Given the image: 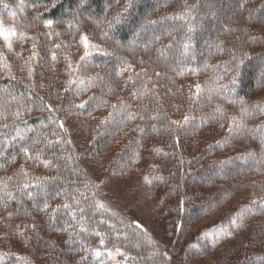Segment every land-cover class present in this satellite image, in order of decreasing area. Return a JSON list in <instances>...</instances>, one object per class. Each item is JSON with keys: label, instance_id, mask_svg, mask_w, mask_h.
Here are the masks:
<instances>
[{"label": "trees", "instance_id": "16d2710c", "mask_svg": "<svg viewBox=\"0 0 264 264\" xmlns=\"http://www.w3.org/2000/svg\"><path fill=\"white\" fill-rule=\"evenodd\" d=\"M17 1L33 11L37 21L48 29L64 28L73 31L82 18L91 19L95 23L101 22L105 12L110 21L119 14L124 13L122 17L129 15L128 20H132H129L127 27H119V23L112 26L108 24L109 32L106 36L110 38V42L111 31L122 36L123 41L126 40V32L133 25L132 21L135 22L134 11L144 13L140 5L127 14L115 11L108 13V9L116 8L114 6L120 0H111L105 8L101 0H87V4L94 7L96 12L95 15L88 16L73 11L77 0ZM210 3V0L159 1L147 13V21L149 24L150 21H155L152 24L156 30L167 27L166 34L150 43H134L122 49L140 57L148 53L158 63L154 69L162 71L164 75L170 73L172 80L175 77L179 79L209 75L211 82L204 83L200 90L206 97L197 103V111L192 110L193 114L184 118L181 123H172L174 119L156 94L153 83L142 74L138 76L128 71L126 60L119 52L108 54L100 51L89 59V62L99 65L98 67H110V76L104 78L103 75H95L91 81H85L84 87L93 88L95 93L78 105L75 103L79 95L77 89L68 88V93L57 100L48 95L42 96L31 85L15 76L0 77V106L4 105L1 110L7 112L17 109L24 115L22 119L4 123L7 127L0 125V150L4 151V155L0 156V165H3L0 172L6 171L0 175V181L5 182L7 189L15 196V199L8 200L0 188V209L17 217L28 215L34 221H40L39 225L44 230L42 237L48 238L50 246L38 248L41 243L37 247L33 243L23 251L17 248H0V264H103L105 261L108 264L107 252L116 251L117 247L123 255L117 257L121 262L116 264H188L189 261L197 262L203 258L210 261H206L207 264H264V220L240 222L241 207H248L250 201H238L231 208L219 222L222 232L213 241L197 240L188 247L184 243L191 235L196 219L219 212L242 191L249 197L255 185L262 192L257 194L254 191L256 194L250 197L254 204L248 209L254 213L264 210V204L260 205L264 200L259 198L264 196V101L252 99L258 89L264 88V80L254 77L251 71L253 65H250L253 56L245 49L246 46L253 49L264 48V40L253 33L251 27L258 24L264 26V0H252L242 6L243 10L237 9L229 18L223 15L220 24L225 23V26L218 25L207 37V41L214 44L213 55L203 56L198 51L193 55L191 52L197 43L206 38L207 31H203V28L212 26L213 20L206 15ZM175 5V12L155 15L162 13L161 8ZM11 10L9 1L0 0V26L5 34H10V30L4 14ZM66 11H70L68 15ZM186 13L189 14L185 15V19H179L180 15ZM48 20L52 21L50 28L45 26ZM238 20L243 21L240 23ZM174 23L176 28L171 26ZM189 26L192 28L191 32L188 31ZM237 32L241 39H245L244 43L238 41ZM221 34L228 44L219 42ZM184 43L189 44V49L186 54L181 55ZM8 68L9 65L0 60V71L6 72ZM152 77L157 78L155 74ZM107 80L111 82L109 85ZM161 86L166 88L165 84ZM119 89L125 95L129 94L128 99H113L115 91ZM112 99L117 103L115 108L106 121L97 127L87 149H84L66 130V117L75 113L77 117L89 120L91 115L97 116L101 105L106 104L112 108L108 102ZM227 111L236 113L234 118L242 121L239 127L235 125L222 140H212L213 143L206 150L200 149L199 155L194 156L196 160L190 158L188 153L194 143L192 139L209 127L221 126L222 117ZM128 113L134 114V118L128 119ZM59 122H63V128L59 127ZM17 131L25 138L21 140L17 137L11 141ZM121 133L130 135L118 145L122 149H117L109 160L110 165L104 168V153L114 145L118 140L116 137ZM233 137L246 143V148L238 156L226 153L227 143ZM29 145V154L33 159H27L21 152L22 147ZM37 154L41 160L34 158ZM13 156L15 160L12 159ZM19 158L40 162L42 167L43 160H50L51 164L44 166L45 170L40 175H28L24 179L17 176V172L7 171L12 162ZM95 168L106 170L109 174L119 170H145L157 189L164 191L165 200L172 203L170 208L178 212L172 226L174 245L162 246L142 223L139 222L143 227L137 228L138 220L115 208L102 192L103 184L96 178ZM195 178L197 182H194ZM41 182H46L48 187L45 200H42L45 195L39 192L38 187L22 188L24 183L38 185ZM27 192H35L37 195L29 199L24 194ZM57 192L59 195H56ZM80 193H84L87 199L81 197ZM196 196L204 198L198 200ZM195 199L197 201L193 202ZM76 200H80L79 205ZM46 202L48 206L45 209ZM65 202L70 205L71 211H76L77 220L81 219L78 209H85L83 223L87 231H80V225L71 219L70 210L63 208ZM239 204L241 207L235 210ZM52 213H55L54 219H50ZM95 231L104 236L103 246L100 245L101 236L95 235ZM70 239L71 244L68 243ZM96 250L101 251L104 258L96 257Z\"/></svg>", "mask_w": 264, "mask_h": 264}, {"label": "rangeland", "instance_id": "374dc122", "mask_svg": "<svg viewBox=\"0 0 264 264\" xmlns=\"http://www.w3.org/2000/svg\"><path fill=\"white\" fill-rule=\"evenodd\" d=\"M7 1L12 5V10L4 14V19L10 30V34L7 35H9L12 49L9 50L7 46L8 42L0 37V60L9 65L6 72L5 70L0 71V77L15 76L19 80H23V82L31 85L33 89L42 96L48 95L49 98L57 100H61L64 95L68 93V88L77 89L79 90V95L74 99L76 101L75 103L78 105L84 103L95 93L93 88L84 87L83 84L85 81H91L95 75H103L104 78L110 76V67L106 65L104 67H98L99 65L97 66V64L89 62V59L100 51H104L108 54L110 52H115V54L119 52L123 54V59L126 60V68L128 71L138 76L144 75V78L149 79L153 83L152 87L157 91L156 94L160 96L159 99L162 101V104H164V107L169 109V113L174 121L181 123L184 118L192 115V110L197 111V103L206 97L205 94H201L200 90L204 83L209 84V82H211L209 75L204 74L205 76L202 75L201 77L179 79L175 77V79L172 80L173 76L170 73L164 75L162 71L159 72V70L154 69L155 66H158V63H155L148 53L140 57L138 54L133 55L134 53L128 54L122 51L123 47H129L139 42L150 43L153 39L157 37L161 38L166 34L167 27L156 30V27L152 23L149 24L147 21L149 16L147 13H149L150 8L163 0H131V9L127 10H125V5L129 3V0H120V2L114 6L116 8L111 7L108 9V13H113V11H115L117 13L126 12L127 14L131 10L134 11L135 7L140 5V9L144 11L142 14L134 11L133 16L135 17V22L132 21L133 25L129 27V31L126 32V40L123 41L122 36L120 37L115 31H111V42L110 38L106 36L109 32L107 26L110 21L109 15L106 12L103 13L104 17L101 18L103 19L101 22L95 23L91 21V19L82 18V21L78 22L77 28L72 29L73 32L64 28H45L37 21L33 11L18 4L17 0ZM110 1L111 0H101L103 7L105 8ZM251 1L252 0H210L211 3L208 7L209 12H207L208 14L206 15L213 20L212 26H205L203 28V31H207L206 38L197 43V46L191 54L195 55L198 51V53H202L203 56L209 54L213 55L214 44L207 41V37L210 36L211 30L217 28L218 25L225 26V23L220 24L223 15L229 18L231 15L233 16V12L237 9L243 10L242 6L249 4ZM175 7L176 5L171 8L163 7L161 8L162 13L158 12L155 15L161 16L163 14H171L175 12ZM73 11L76 14L84 16L95 15L96 13L94 7L89 6V4L85 3L81 5V0L75 2ZM69 12L70 11H66V15H68ZM127 17L126 15L121 17V22L118 24L119 27H127V23H130L132 20L129 19V21ZM242 21L243 20H238L240 23ZM175 25V23L173 25L171 24L172 27H175ZM234 25L236 27L237 23ZM251 27L252 32L264 40V26L258 24ZM14 30H16V32ZM12 32H14L15 35H12ZM118 33L120 32L118 31ZM222 34L219 35V39H217L219 42L225 43L227 39H224ZM85 36L89 42V47L87 49H85L83 45V37ZM236 37L239 39L238 41L244 43L245 39H241V35L238 34V32L236 33ZM226 44H228V42H226ZM57 45H59V47H57ZM245 49H247V53L251 54L250 56H253L252 61H250L251 63H249L253 65L251 71L254 77L264 80V53H261L264 48L259 49L254 47L253 49L250 46H246ZM33 53H35L34 56ZM53 57L55 58L53 59ZM69 64H71V68ZM129 65H131V67H129ZM245 65L246 63L244 66ZM154 74L157 77L156 79L152 77ZM81 81H83V83H81ZM103 83L104 80L102 84ZM106 83L109 85L111 82L107 80ZM161 84H165L166 88L164 86L160 87ZM157 85H159L160 88ZM154 86H156L157 89ZM197 86H199V91L197 90ZM96 90H99V88ZM127 96H129L128 93L125 95L119 89L115 91L113 99H116L115 101H123L128 99ZM113 99L108 101L109 105H112V108L107 107L106 104L101 105L100 112L96 114L97 116L91 115L89 120L81 119L77 117L75 113H70L69 117H66V130L77 139L78 143L84 149H87L101 121H106L105 119L114 109L113 105L117 104L116 102L114 103ZM252 99H254V101H256V99H262L264 101V88L258 89ZM3 106L4 105L0 106V113L7 116L8 119L5 120L0 117V125L16 120L12 118L11 114L16 112L17 109H11L6 112L1 110ZM235 114L236 113L227 111L222 117L221 126H215L213 124L214 126L209 127L197 135L196 138H193L192 140L194 143H192L189 148V150H191V152L188 153L189 157L196 160L194 156L199 155L200 149L206 150V148L213 143L212 140L218 141L219 139L222 140L225 138L230 129L234 128L235 125H237L238 128L242 121L238 118H234ZM22 118H24L23 114L21 119ZM127 135L130 134H118L116 137L118 140L114 142V145L106 154L104 153L103 167L110 165L109 160L112 159L117 149H122L119 148L118 145L123 142ZM0 143L2 142L0 141ZM247 146L249 148V144H247ZM4 147L7 146L4 145ZM245 148L246 143H242L237 140L236 137H233L231 141L227 143L226 153L231 152L234 154H232L233 156H238ZM40 165V162H30L25 158H19L17 161L12 162L7 168V171L12 173L17 172V176L27 179L28 175H40L45 170V168L43 170L45 165L43 164V167ZM140 169L119 170L118 172L116 171V173L109 174L106 170L95 168L94 172L96 178H99L103 184L101 188L102 192H104L105 197L110 200L115 208L142 223L162 246H173L175 243V236L173 235L175 234L172 226L175 224L174 218L178 212L176 209L170 208L172 203L170 200H165L166 195L164 191L157 189L147 172ZM3 173L0 172V175ZM196 180L197 178L194 179V182H197ZM253 189L257 194L262 192L257 185H255ZM254 191L251 190L249 197H247L246 192L242 191L236 199L232 200L228 206L222 208L219 212L209 217H200L196 219L190 231L191 235L184 241L187 247L197 240L200 242L203 241V239H205L206 242L213 241L217 235L220 234L219 232H222L219 229V222L238 201L245 200L246 202L250 201V205L254 204V201L250 200L253 199L250 197L255 193ZM46 197L47 195L42 197V200H45ZM195 198L202 200L204 197L196 196ZM259 198H263L262 200H264V196ZM196 199L193 200V202L197 201ZM240 204H242V202ZM240 204L235 210L241 207ZM261 204H264V201H261L260 205ZM248 207H241V223H246L249 220H264V210L254 213L252 210H249ZM39 224L40 221H34L33 218L28 217V215L17 217L14 214L8 213V211L5 212L0 209V248H17L23 251L27 247H30L31 244H35L34 246L37 247L40 243L38 248L50 247L48 238L42 237V235L44 236V230ZM113 252L115 253V251ZM120 252L122 253V251ZM118 256L119 255H115L114 258L108 257L109 260L107 263L116 264L121 262L120 259H117ZM101 257L104 258V256ZM206 261L210 262L208 259L203 258V260H197V262H195V260L189 261L188 264H207Z\"/></svg>", "mask_w": 264, "mask_h": 264}, {"label": "snow or ice", "instance_id": "6c2138e0", "mask_svg": "<svg viewBox=\"0 0 264 264\" xmlns=\"http://www.w3.org/2000/svg\"><path fill=\"white\" fill-rule=\"evenodd\" d=\"M85 3H87V0H81V5H83V4H85ZM129 7H131V0H129V3H128L127 5H125V10H127ZM188 14H189V13H186V14H182V15H180V16H179V19H185V15H188ZM122 15H123V14H119V15L115 16V17L113 18V20L109 21V22H108V23H109V26H112V25H114V24L120 23ZM150 23H155V21H150ZM45 26H47V27L50 28V27L52 26V21H51V20H48V21L46 22V25H45ZM188 31H189V32L192 31L191 26H189ZM11 34H12V35H15L14 32H12ZM137 35H139V34H137ZM0 37H2L6 42H8L7 46H8V48H9V50H11V49H12V44H11V42H10L9 35L5 34V30L2 28V26H0ZM83 45H84L85 49H87V48L89 47V42H88V39H87L86 36L83 37ZM34 47H35V45H34ZM57 47H59V45H57ZM188 49H189V44H188V43H184V44H183V52L181 53V55L186 54V53L188 52ZM34 55H35V53H33V56H34ZM54 58H55V57H53V59H54ZM82 59H83V57H82ZM6 67H7V66H6ZM69 67L71 68V64H69ZM129 67H131V65H129ZM81 83H83V81H81ZM233 83H235V81H233ZM197 90L199 91V86H197ZM105 103H106V101H105ZM83 106H84V105H80V107H83ZM113 108H115V105H113ZM51 110H52V109H51V106H49V111H51ZM24 111H30V109H24ZM242 111L246 112L247 110H246V109H242ZM11 116H12L13 119L19 120V119H21V117H22V112H21L20 110H17L16 112L12 113ZM0 117H2V118L5 119V120L8 119V117H7V116H4L2 113H0ZM127 118H128V119H133V118H134V114H132V113H128ZM233 119H234V118H233ZM101 123H104V121H101ZM172 123H173V124H176L177 122H176V121H172ZM3 126H4V127H7L8 125L5 124V125H3ZM18 127H19V126L17 125V128H18ZM59 127H61V128L64 127L63 122H59ZM241 127H243V125H241ZM153 130H155L154 127H153ZM29 131H31V129H29ZM141 131H142V130H141ZM230 131H231V129H230ZM17 137H19L21 140H23V139L25 138V137H24L19 131H17L16 136H13V137L11 138V141L16 140ZM11 141H7V143H11ZM29 147H30V145H29V146L22 147V148H21V152L25 155V157H26L27 159H33V156H31V155L29 154ZM3 155H4V151H3V150H0V156H3ZM34 158H35L36 160H41V157H40L39 154H37ZM12 159L15 160V156H13ZM42 163L45 165V167H47V166H49V164H51V161H50V160H43ZM2 166H3V165H0V167H2ZM25 174H26V173H25ZM9 179H11V178H9ZM161 179H162V178H161ZM149 182H150V181H149ZM29 187H38V188H39V192H40L41 194H44L45 196L47 195L48 187H47V183H46V182L38 183V185H30L29 183H24V184L22 185V188H23V189H28ZM0 188H2V190H3V192H4V196L7 197L8 200L15 199V196H14L13 192H12V191H9V190L7 189V184H6L5 182L0 181ZM24 194H26L27 197H28L29 199H33V198L35 197V195H37V193H35V192H27V193H24ZM56 195H59V192H57ZM80 196L83 197L85 200L87 199V197L85 196L84 193H80ZM73 199H75V197H73ZM75 202H76L77 205L80 204V200H76ZM47 206H48V205H47V202H46V203H45V206H44L45 209L47 208ZM98 207H101V208H102L103 205H98ZM63 208H65V209H69V210H70V213H71V219H72L73 221H76V222L80 225V231H82V232H83V231H87V228L84 226V223H83V214H84V212H85V209H84L83 207H80V208L78 209V211L81 213V219H80V220H77V213H76V211H71V207H70V205H69L67 202H65V203L63 204ZM181 210H182V205H181ZM54 218H55V213H52L51 216H50V219H54ZM103 222H104V221H100V223H103ZM234 223H235V222H234ZM69 226L71 227V225H69ZM136 227H137V228H142L143 226H142L141 224H139V222H137ZM237 227H242V225H237ZM94 234H95V235H98V236H101V239H100V245L103 246V245L105 244V238H104V236H103L100 232H98V231H95ZM68 243H69V244L72 243L71 239L68 241ZM94 255H95L96 257H100V256L102 255V253H101V251L96 250V251L94 252ZM107 255H108V257H110V258H114L115 255H123V253H121L120 250H119V248L117 247L115 253H114L113 251L109 250V251L107 252ZM103 264H106V261L103 262Z\"/></svg>", "mask_w": 264, "mask_h": 264}]
</instances>
